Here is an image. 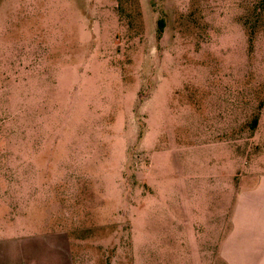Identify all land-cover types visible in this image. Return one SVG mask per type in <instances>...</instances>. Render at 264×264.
I'll use <instances>...</instances> for the list:
<instances>
[{
    "label": "rangeland",
    "instance_id": "1",
    "mask_svg": "<svg viewBox=\"0 0 264 264\" xmlns=\"http://www.w3.org/2000/svg\"><path fill=\"white\" fill-rule=\"evenodd\" d=\"M213 224L264 227V0H0V239L195 264Z\"/></svg>",
    "mask_w": 264,
    "mask_h": 264
},
{
    "label": "crops",
    "instance_id": "2",
    "mask_svg": "<svg viewBox=\"0 0 264 264\" xmlns=\"http://www.w3.org/2000/svg\"><path fill=\"white\" fill-rule=\"evenodd\" d=\"M220 229L219 224H213L211 242L197 244L195 264H264V227L260 228L257 238L244 240L243 253L239 254L235 252L237 239L230 236L222 241ZM27 239L21 246L20 243L0 239V264H75L68 241L61 233L49 238L34 234ZM177 241L176 245L183 244V240ZM167 242L174 244L171 240ZM146 243L152 245L151 242L143 244ZM222 245H225L223 253ZM178 254L175 248H165L163 253H159L165 261L175 262L172 264H190L189 255L185 256V262L182 254Z\"/></svg>",
    "mask_w": 264,
    "mask_h": 264
},
{
    "label": "trees",
    "instance_id": "3",
    "mask_svg": "<svg viewBox=\"0 0 264 264\" xmlns=\"http://www.w3.org/2000/svg\"><path fill=\"white\" fill-rule=\"evenodd\" d=\"M164 28V26L160 23V29L162 30Z\"/></svg>",
    "mask_w": 264,
    "mask_h": 264
}]
</instances>
